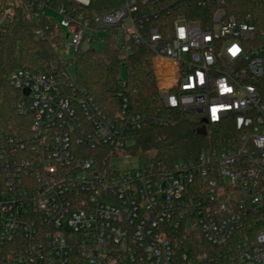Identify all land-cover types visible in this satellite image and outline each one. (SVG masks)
Listing matches in <instances>:
<instances>
[{
	"label": "built area",
	"instance_id": "1",
	"mask_svg": "<svg viewBox=\"0 0 264 264\" xmlns=\"http://www.w3.org/2000/svg\"><path fill=\"white\" fill-rule=\"evenodd\" d=\"M225 1L119 0L87 15L54 0H0V73L7 25L23 6L38 39L48 29L62 37L60 59L113 37L126 65L145 47L163 105L138 112L119 91L107 113L77 86L70 61L57 73L12 70L28 127L0 133V264H172L178 232L211 246L179 264H264V19L227 15ZM179 111L205 129L230 122L237 137L195 160L112 164Z\"/></svg>",
	"mask_w": 264,
	"mask_h": 264
},
{
	"label": "trees",
	"instance_id": "2",
	"mask_svg": "<svg viewBox=\"0 0 264 264\" xmlns=\"http://www.w3.org/2000/svg\"><path fill=\"white\" fill-rule=\"evenodd\" d=\"M118 1L91 0L88 6H82L72 0H54L53 4L56 6L63 3L76 14L90 15L92 12L109 10ZM209 10L210 8H195L198 15L208 13ZM224 10L227 15H233L237 19L249 14L256 24H261L264 19V0H226ZM194 17L199 18L197 15ZM53 21L54 19L48 22L50 28ZM35 27L36 21L27 16L25 7L20 6L5 31L1 52L0 133L22 132L28 127L26 117L19 115L14 107L22 93L8 84L9 73L19 68L57 73L64 62L70 61L77 86L92 96L107 113L116 110L119 91L128 97L135 111L149 112L163 107L153 72L151 53L145 47H134V52L126 63L127 79L122 82L119 76L122 65L117 59L116 41L113 37L109 38L103 50L79 48L72 51L70 59L62 60L54 48V44H60L62 37L55 36L48 29L49 37L40 40L34 34ZM198 129V123L186 113L175 112V121L172 124L151 126L136 134L128 152L139 155L152 151V156L147 159L169 165L177 160H195L203 149L225 146L230 139L237 137L230 122L209 126L205 134L199 133ZM101 152L103 157L106 150ZM171 240L175 250L172 264H179L183 253L192 260L197 254L211 247L197 236L182 232L175 234Z\"/></svg>",
	"mask_w": 264,
	"mask_h": 264
},
{
	"label": "rangeland",
	"instance_id": "3",
	"mask_svg": "<svg viewBox=\"0 0 264 264\" xmlns=\"http://www.w3.org/2000/svg\"><path fill=\"white\" fill-rule=\"evenodd\" d=\"M58 19H60V16H58ZM64 33V29H63ZM91 48H94L95 50H103L105 47V44L103 42H98V41H93L91 43ZM64 48L63 45L58 46L57 50L61 52V50ZM88 45H82V49H87ZM72 51L73 47H70V53H61V58L64 60H68L72 56ZM69 71L74 77V68L71 65L69 67ZM119 76L120 79L125 81L128 76V69L126 65H122L119 70ZM27 119V118H26ZM153 152L152 151H147L144 154H139V155H133L128 151H118L111 159L112 164L119 170H126V169H131L135 168L136 166L142 164L147 158L152 156ZM210 249H207L206 251H209Z\"/></svg>",
	"mask_w": 264,
	"mask_h": 264
},
{
	"label": "water",
	"instance_id": "4",
	"mask_svg": "<svg viewBox=\"0 0 264 264\" xmlns=\"http://www.w3.org/2000/svg\"><path fill=\"white\" fill-rule=\"evenodd\" d=\"M23 92H24L25 94H27V93H28V89L25 88V89L23 90ZM198 132H199V133H202V134H205V132H206L205 127H204V126L199 127ZM147 140H148V138H147Z\"/></svg>",
	"mask_w": 264,
	"mask_h": 264
}]
</instances>
